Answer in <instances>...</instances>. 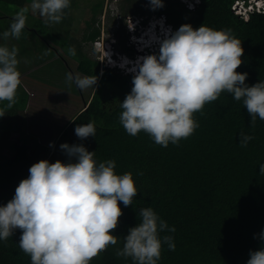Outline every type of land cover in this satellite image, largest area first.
<instances>
[{"label":"clouds","instance_id":"clouds-1","mask_svg":"<svg viewBox=\"0 0 264 264\" xmlns=\"http://www.w3.org/2000/svg\"><path fill=\"white\" fill-rule=\"evenodd\" d=\"M181 1L194 9L202 0ZM149 4L153 11L165 6L163 0H149ZM69 7L70 0H33L31 4L32 12L38 11L45 23H59ZM232 9L248 19L264 12V0H235ZM28 11V7L21 8L0 37L19 39ZM128 16L126 47L130 53L119 50L117 30L109 27L103 30L105 37L100 33L91 44L103 68L133 76L131 92L119 103V120L129 135L143 131L165 148L170 142L178 145L199 127L194 113L202 112L205 104L217 100L222 92L243 102L253 128L257 117L264 121V80L249 86L245 83L248 74L237 73L244 49L231 29L215 30L206 24L194 29L185 24L176 30L165 15ZM67 51L76 55L74 47ZM17 55L15 46H0V101H8L7 109L16 103L21 85ZM73 80L83 90L95 86L98 77L67 74L69 85ZM3 111L0 109V116ZM75 134L81 140L96 136L95 122L77 125ZM252 139L242 132L240 147H247ZM60 149L69 159L67 164L35 163L14 197L0 206V240L20 229L19 247L30 256L31 264H90L99 253L117 244L118 238L110 232L123 215L119 202L131 206L138 191L131 172L116 174L114 160L97 162L96 152L83 144L65 143ZM260 173L264 175V164ZM138 216V225L129 229L116 255L131 258L133 264H157L162 243L171 251L176 247L172 236L160 237L159 233L176 229L169 228L150 207L140 209ZM257 238L264 240V232ZM249 256L247 264H264V247L250 251Z\"/></svg>","mask_w":264,"mask_h":264},{"label":"trees","instance_id":"trees-1","mask_svg":"<svg viewBox=\"0 0 264 264\" xmlns=\"http://www.w3.org/2000/svg\"><path fill=\"white\" fill-rule=\"evenodd\" d=\"M129 1L133 2L130 15H165L176 30L185 24L194 29L205 24L215 30L231 29L244 49L237 73L248 74L245 83L249 86L264 80V12L244 19L232 9L235 0H202L194 9L181 0H163L165 6L155 11L149 0H145L148 9L141 5L142 0ZM3 2L25 7L33 0ZM74 6L75 0H70L62 20L54 23L59 35L68 29L67 16ZM101 7L98 3L95 10ZM91 20L94 24L83 39L78 41L70 35L69 41L63 38L64 42L58 43L67 53L69 42L72 47L76 44L73 58L78 71L97 76L98 83L89 105L66 125L53 146L29 132L24 136L27 129H19L15 111H3L0 116V206L14 197L32 165L40 161L67 164L69 159L60 145L83 144L88 151L96 152L97 162L114 160L116 174L131 172L138 191L131 206L119 202L123 215L110 232L118 238L117 244L99 253L90 264H133L131 258L118 257L116 251L123 248L129 229L138 225L139 210L148 207L169 228L176 229L174 233H159L160 237L172 236L176 247L171 251L162 243L157 264H247L250 251L264 247V240L257 238L264 232V175L260 173L264 164V121L257 117L253 128L243 102L222 92L217 100L205 104L202 112L194 113L199 127L178 145L170 142L165 148L143 131L129 135L119 120V103L131 92L133 76L110 68L100 72V63L84 53L83 43L96 40L101 33L96 20ZM93 121L96 136L85 140L77 137V125ZM242 132L254 137L247 147H240ZM7 148L13 150L11 156L6 155ZM21 235L22 230L16 229L7 240H0V264H31L30 256L19 247Z\"/></svg>","mask_w":264,"mask_h":264},{"label":"rangeland","instance_id":"rangeland-1","mask_svg":"<svg viewBox=\"0 0 264 264\" xmlns=\"http://www.w3.org/2000/svg\"><path fill=\"white\" fill-rule=\"evenodd\" d=\"M98 3H101L102 7L95 10V6ZM132 3L129 0H75V6L70 11L71 15L67 16L68 29H65V32L61 35L58 34L60 33L59 31L53 29L54 23H45V18L38 11L32 12L31 5L25 6L29 8L26 14L28 19L20 38L10 37L8 40H4L0 37V46H7L9 49L15 46L18 49V71L21 73V85L17 89L16 103L11 109H7L8 101H0V109H4V112L7 113L13 110L16 114L23 115L21 116L23 119H19V121L24 120L22 124L20 122L19 129L28 128V131L26 130L22 133L24 136L31 132L44 143L49 145L54 143L55 138L52 136L56 137L60 128L78 113V109L83 105L84 100H91L93 90L97 86L96 84V86L81 90L76 86L75 80L69 85L66 82L67 74L74 72V75L72 74L74 77L77 74L82 75L81 77L87 76L79 73L78 62L72 60L71 62L63 63L56 56L58 60L56 59L57 61L54 63L51 56L47 58V55H43V53L50 48L54 50L55 48L52 47L58 48V43L62 44L64 42L63 38H67L69 41L70 37L68 36L70 35L78 41L83 39V35L89 31L88 28L94 24L91 19H95V26L101 28L102 38L107 35L103 33L105 28L109 27L110 31L116 29L119 50L130 53L131 51L126 47L128 38L126 33L128 31L126 21L128 20L126 18L130 17L128 15L131 14ZM141 5L148 9V4L145 0H142ZM21 8L23 7L11 6L0 0V33L9 29L14 15ZM30 30H35L31 32L34 37L29 35ZM32 38L35 40H32ZM69 45L68 48L72 47L70 42ZM76 46L73 43V47ZM82 46L85 54L93 61H98L97 53L91 42H85ZM51 49L48 53L55 56L57 52ZM34 50H38V53ZM59 50L61 51V48ZM71 57L73 58V56ZM100 68V72L105 69L102 67V63H100ZM33 83H36L38 88L32 89ZM28 90L31 96L35 95L34 98L29 96ZM28 102H33L34 107L31 104L24 113ZM7 113L4 116H7ZM55 128H57V132H55ZM5 153L7 156H11L13 150L7 148Z\"/></svg>","mask_w":264,"mask_h":264},{"label":"crops","instance_id":"crops-1","mask_svg":"<svg viewBox=\"0 0 264 264\" xmlns=\"http://www.w3.org/2000/svg\"><path fill=\"white\" fill-rule=\"evenodd\" d=\"M33 31H35V30H30V33H29V35H32V33L31 32H33ZM37 32V31H36ZM33 36V35H32ZM34 37V36H33ZM32 40H35L34 38H32ZM58 46V48H56V47H52V48H55L54 50L53 49H51V50H53V51H56L57 52V54L55 55V56H52L50 53H48L47 54V58H49V56H51V58L53 59L52 60V62H56L58 59V57H59V59H60V61H62L63 63H66V62H71L72 60L73 61H75L76 62V60H74V58H72L67 52H65L64 50H63V48L62 47H60L59 45H57ZM61 48V51L59 50L58 51V49H60ZM36 53H38V50H34ZM40 51V50H39ZM63 53V54H62ZM50 54V55H49ZM56 56H57V58H56ZM57 59V60H56ZM48 60V59H47ZM55 60V61H54ZM50 62V61H49ZM48 62V63H49ZM47 63V64H48ZM48 65H50V64H48ZM70 71V70H69ZM80 74H81V72H79ZM72 74L74 75V72H72ZM85 75V74H84ZM82 76V75H81ZM98 83V82H97ZM36 83H33L32 85H33V88L32 89H35V88H38V86H37V84H36V86L34 87V85H35ZM96 86V85H95ZM96 89V88H95ZM94 92H95V90H93ZM28 92H29V96L31 97V98H34V96H31L30 95V91L28 90ZM94 92H93V94H94ZM93 96V95H92ZM92 99V98H91ZM90 101L91 100H89V101H87V100H84V102H83V105L78 109V113L77 114H79L82 110H84L88 105H89V103H90ZM31 104H32V107H34L33 105H34V103L32 102V103H30V102H28L27 103V105H26V108L24 109V113H25V111H26V109L27 108H29L30 106H31ZM77 114H75L74 116H73V118L77 115ZM21 116H23V115H21ZM19 114H16V112H15V114L13 115V117L16 119V122L18 121V122H23V121H19V119H23L22 117H21ZM73 118H71L65 125H63L61 128H60V130L58 131V134L56 135V137L55 136H52L53 138H55V140L60 136V134L62 133V131L64 130V128L66 127V125L73 119ZM56 129L57 128H55V132H57L56 131ZM27 131H28V128H27ZM50 132H53V131H50ZM30 134H32V135H34V133H31V132H29ZM34 136H36V135H34ZM37 137V136H36ZM52 137H50L51 139H52ZM38 138V137H37ZM55 140H54V142H55Z\"/></svg>","mask_w":264,"mask_h":264}]
</instances>
